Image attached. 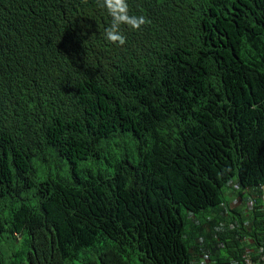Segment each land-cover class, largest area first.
Returning a JSON list of instances; mask_svg holds the SVG:
<instances>
[{"label":"clouds","instance_id":"clouds-1","mask_svg":"<svg viewBox=\"0 0 264 264\" xmlns=\"http://www.w3.org/2000/svg\"><path fill=\"white\" fill-rule=\"evenodd\" d=\"M131 1L13 3L8 0L12 11L0 10V171L16 170L18 130H46L56 122L60 130L79 129L89 124L96 138L99 133L104 134L109 151L115 152L118 158L131 154L133 149V140L124 131L144 134L159 152L171 156L162 173L164 176L176 158L184 154L189 138L196 131L191 129L193 117L187 112L208 111L214 104L212 92L222 93L230 102L241 90L232 83L234 77L242 82L251 75L260 77L258 69L264 67V58L257 42L251 46L250 42L240 43L230 54L225 36L220 42L215 41L211 30L203 39V24L195 20L184 23L179 19L193 3L204 2L203 14L219 13L220 10L209 5L225 4V11L229 0H189L163 16L157 15L158 9L145 8L149 18L135 12ZM252 3L254 0H242L239 6L234 30L240 36H246L249 22L264 24V0H257L254 12L250 8ZM41 11H48L47 22L59 23L54 28L44 27L32 42L34 29L40 22L35 14ZM26 19L29 25H21ZM148 24L161 34L151 40L142 38L141 28ZM69 40L85 60L94 61L93 68L68 73L57 63L64 57L58 52L64 51ZM26 59L32 60L35 69L25 81L26 87L19 91L13 82ZM176 59L179 65L174 63ZM159 120L165 123L157 125ZM217 124L214 122L216 130ZM1 130H12L11 136L6 137ZM63 141L77 155L85 153L86 144ZM89 167L91 164L86 161L79 164L80 169ZM28 174L30 171L25 172ZM82 177L88 179V176ZM27 178L42 181L48 177L32 173ZM10 182L12 179L0 175V186ZM81 183V178L68 179L56 193L52 209L44 215L38 211L37 201L26 182L17 184L6 200L0 199V213L20 210L15 220H0V264H46L43 254L48 255L50 262L58 252L64 255L63 260L67 257L73 260L63 264H77V257L92 251L94 216L110 208L104 196L97 192L92 199L90 193L84 204ZM242 188L237 174L226 179L220 188L218 203L208 207V214L191 194L185 198L183 190L165 192L171 208L199 227L200 235L197 233L196 239L199 254L190 258V264H212L205 243L212 248H223L225 243L221 238L229 231L255 230L258 238L264 237V227L257 228L253 223L254 214L264 210V185ZM104 192L113 205L117 200L116 205L123 210L130 211L138 202L133 190H124L117 184ZM76 205L79 211H69ZM36 214L43 218V226L32 227ZM43 231L51 240L46 246L50 254L34 239L33 233L39 235ZM60 237L67 245L63 252L62 244L57 246ZM241 238V261L233 260L232 264H245L246 256L253 264H264L259 253L264 250V240L257 243L248 234ZM106 250L103 246L99 248V253L90 261L103 256ZM94 254L91 252L90 257ZM252 254L258 256L256 261Z\"/></svg>","mask_w":264,"mask_h":264},{"label":"trees","instance_id":"trees-1","mask_svg":"<svg viewBox=\"0 0 264 264\" xmlns=\"http://www.w3.org/2000/svg\"><path fill=\"white\" fill-rule=\"evenodd\" d=\"M38 2V0H12ZM180 1V2H179ZM189 0H133L131 3L139 15H147L145 8L158 9V16L186 5ZM242 0H229V6L224 11L223 5L210 4L217 12L203 14L204 2L193 3L188 6V11L179 19L190 22L195 20L204 26L202 37L205 39L212 30L214 40L220 42L225 36L229 53L241 43L252 42L261 47L264 58V24L253 23L246 25V36H240L234 30L238 22L239 6ZM0 10L11 12L12 7L8 0H0ZM21 11L17 6H14ZM226 7V6H225ZM257 0L250 5L252 12L256 11ZM48 11L35 14L39 23L34 29L32 42L38 32L50 25L54 28L59 21L46 20ZM21 25L28 26L26 19ZM141 36L144 39H153L161 32L149 24L142 26ZM213 40V39H212ZM64 51L58 52L64 56L57 63L66 68L68 73H80L81 69L94 67V61L85 60L80 51L69 40ZM105 49V47H104ZM174 63L180 64L179 60ZM35 66L30 59L22 62L20 72L13 84L22 91L25 81L34 71ZM260 77L251 75L242 82L238 77L232 83L240 87L237 96L230 102L218 93L212 92L213 102L208 111L187 113L193 117L190 126L193 132L189 138L186 150L179 155L173 167L164 175V168L170 161V154L159 152L156 146L144 135L134 131H124L133 140L131 154H123L118 158L115 152L108 149V143L103 133L97 138L90 129L89 124L79 129L68 130L59 128L56 122L53 128L46 130H18L16 143V170L0 171V175L12 179V182L0 186V199L6 200L17 184L28 183L37 201V209L42 215L48 213L55 204V195L67 180L75 177L81 178V196L87 204L88 196L101 193L110 208L104 214L96 213L93 228V249L77 257V264H190L192 256H197L200 249L197 233L199 227L184 218L169 205L165 192L167 190H183V196L189 198L190 194L203 204L204 213H209V206L218 203L222 183L230 176L237 174L242 189L257 184L264 185V67L259 68ZM212 90V86L208 87ZM226 100V101H225ZM217 121V130L214 122ZM159 120L157 125L164 124ZM244 130V131H239ZM6 137L11 136L12 130H1ZM63 139L86 144L85 153L77 155L70 149ZM66 161L67 164L64 162ZM88 162L91 167L80 169L79 164ZM37 173L48 177L45 180L28 179L25 172ZM68 171V176H67ZM83 176H88L87 180ZM117 184L124 190H133L138 196L137 204L128 210H123L113 201L109 200L104 192L110 185ZM79 205L70 207L69 211H79ZM37 215V214H36ZM20 216V210H10L0 213V220H15ZM149 216V218H148ZM148 218V226L146 220ZM42 219L37 215L32 227L42 225ZM254 226L264 227V210L253 216ZM22 227V225H18ZM250 235L252 241L257 243L263 238H258L255 230L229 231L221 240L224 247H213L205 243V249L211 257L212 264H232L233 260L241 261L239 249L241 237ZM34 239L48 252L46 246L51 240L42 234H34ZM60 237L57 246L61 245L62 252L66 243ZM209 245V247H208ZM103 246L106 252L98 256L95 261H90L99 253ZM90 249L91 246H88ZM91 252L95 254L90 257ZM49 253V252H48ZM50 254V253H49ZM64 255L58 252L52 256L50 262L48 255L43 254L46 264H63L72 262L71 257L63 260ZM256 261L258 256L252 254ZM258 264H261L258 262Z\"/></svg>","mask_w":264,"mask_h":264},{"label":"built area","instance_id":"built-area-1","mask_svg":"<svg viewBox=\"0 0 264 264\" xmlns=\"http://www.w3.org/2000/svg\"><path fill=\"white\" fill-rule=\"evenodd\" d=\"M259 253L261 254V259H262V261H264V250L261 249V250L259 251ZM244 262H245V264H253L252 261H251V259H250V257H248V256L245 257Z\"/></svg>","mask_w":264,"mask_h":264},{"label":"rangeland","instance_id":"rangeland-1","mask_svg":"<svg viewBox=\"0 0 264 264\" xmlns=\"http://www.w3.org/2000/svg\"><path fill=\"white\" fill-rule=\"evenodd\" d=\"M114 150H117V148L113 147Z\"/></svg>","mask_w":264,"mask_h":264}]
</instances>
